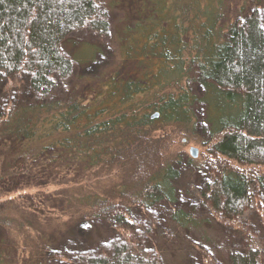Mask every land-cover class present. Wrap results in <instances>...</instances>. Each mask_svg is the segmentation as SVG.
I'll use <instances>...</instances> for the list:
<instances>
[{
	"label": "trees",
	"instance_id": "obj_1",
	"mask_svg": "<svg viewBox=\"0 0 264 264\" xmlns=\"http://www.w3.org/2000/svg\"><path fill=\"white\" fill-rule=\"evenodd\" d=\"M242 1L238 14L237 0H173L170 8L165 6L174 32L162 37L157 57L159 71L172 76L150 84L147 78L137 81L133 71L121 66L114 77L121 81L119 106L110 109L98 101L114 70L100 80L83 76L66 92L58 86L72 75L78 57L66 49L68 37L83 28L108 32L97 0H0V264H13L25 239L33 244L44 237L35 215L43 214L55 191L62 193L49 191V185H60L56 177L99 170L121 181L105 195L82 199L71 215L73 220L81 217L79 222L91 218L125 223L135 209L170 198L163 177L171 181L178 173L164 156L165 130L188 134L192 129L195 83L204 88L201 100L211 105V112L220 110L219 117L210 118L212 159L206 165L213 180L201 201L227 221L253 209L252 186L264 187L257 168L264 165V25L260 9L247 12L251 0ZM169 23L160 22L163 27ZM155 29L148 32L153 43ZM20 75L28 81L30 98L19 89ZM87 89L96 94L87 95ZM221 101L226 109L218 106ZM25 189L22 203L11 194ZM183 212L174 216L180 225L188 223ZM57 241L51 235L45 246L53 250ZM67 248L66 253H90L87 247ZM260 254V249L250 248L233 252L229 259L231 264H262ZM86 264L161 261L136 252L131 243L116 241L91 253Z\"/></svg>",
	"mask_w": 264,
	"mask_h": 264
},
{
	"label": "rangeland",
	"instance_id": "obj_2",
	"mask_svg": "<svg viewBox=\"0 0 264 264\" xmlns=\"http://www.w3.org/2000/svg\"><path fill=\"white\" fill-rule=\"evenodd\" d=\"M172 1L97 0L100 11L108 20V32L102 35L91 28H83L68 37L66 49L73 51L81 59L77 57L72 75L60 80L58 86H62L66 92L80 83L83 76L100 80L101 76L108 77L109 72L114 70L111 79L106 82L109 87L102 88L103 96L98 102L110 109H116L122 89L121 81L116 82L114 77L121 66L133 71L137 81L147 78L150 84H157L172 76L171 73L164 74L159 71L157 57L159 48L163 45L162 37H169L174 32L173 21L167 18L166 12V7L170 8ZM250 2L247 12L260 9V21L264 25V0ZM242 4V0H237L235 14L239 13ZM164 19L170 22L166 27L160 24ZM153 28H156L155 43L151 41L148 33ZM72 41L77 42L76 47ZM96 53L98 54L95 55ZM24 75L18 77L21 82L19 89L30 98L28 81ZM186 80L184 77L183 83ZM192 90L196 97L191 109L192 129L188 134H178L172 127L165 130L168 138L164 145V156L170 160L169 165L173 172L178 173L171 181L163 177L170 198L155 202L151 208L135 209L132 217L125 223L91 218L79 222L81 217L73 220L71 215L79 210L82 199L97 193L105 195L109 188H119L121 181L116 177H108L106 172L99 170L68 179L56 177L60 185H49V191L60 189L62 193L54 192L55 195L42 211L43 214L39 211L35 215L29 211L43 224L44 237L33 244L30 238L25 239L13 264H86L91 253L98 254L116 241L131 243L136 252L143 253L145 257H158L161 264H231L229 257L233 252H246L250 248L260 249L259 261L264 264V187L252 186L253 209L236 221L225 220L201 201L207 183L213 180L212 172H208L206 165L207 158L212 159L209 149L212 144L213 122L210 118L213 114L218 116L220 110L211 112V105L201 100L206 93L202 86L195 83ZM92 94L96 93L87 89V95ZM94 104L91 102L90 105ZM218 106L225 107L222 101ZM194 147L199 152L196 158L191 155V148ZM257 168L264 175V165ZM115 175L122 179L119 172H115ZM27 190H16L11 194L22 203ZM44 196L36 203L41 202ZM64 196L67 197L66 200L61 199ZM107 197L112 201L111 195ZM182 211L188 216L186 225H180L174 217ZM34 231L31 226L29 232L32 234ZM54 234L61 243L57 241L53 250H48L45 245ZM67 247H87L90 253H66L69 249ZM108 252L111 256L110 249Z\"/></svg>",
	"mask_w": 264,
	"mask_h": 264
},
{
	"label": "water",
	"instance_id": "obj_3",
	"mask_svg": "<svg viewBox=\"0 0 264 264\" xmlns=\"http://www.w3.org/2000/svg\"><path fill=\"white\" fill-rule=\"evenodd\" d=\"M159 116V113H156V114H153L152 115V118L155 119ZM199 152H198V149L197 148H191V155L193 158H196L198 156Z\"/></svg>",
	"mask_w": 264,
	"mask_h": 264
}]
</instances>
